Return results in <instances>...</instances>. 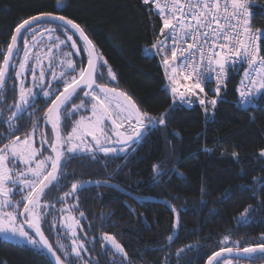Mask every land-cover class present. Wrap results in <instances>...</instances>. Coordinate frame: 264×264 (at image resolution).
<instances>
[{"label":"trees","instance_id":"1","mask_svg":"<svg viewBox=\"0 0 264 264\" xmlns=\"http://www.w3.org/2000/svg\"><path fill=\"white\" fill-rule=\"evenodd\" d=\"M63 3V9H58L53 7L55 0H0V52L6 51L18 23L41 11H53L78 23L107 61V66L100 69L103 78L98 77L97 83H107L128 93L142 110L154 117L159 118L169 109L172 99L160 60L157 55L145 53V49L164 39L160 35L161 22L150 5H144L142 0H63ZM250 11L253 27L264 29V0H252ZM33 28L38 44L32 48V56L41 55L46 80L51 78L53 70L57 73L63 70L59 61L64 53H73L71 59L77 64V72L70 75H77L79 68L85 67L86 53L76 54L68 42L53 48L50 69L49 60L43 57L48 55L49 47L65 39V34L52 22H41ZM47 28H55L56 32L45 33ZM32 35H27L29 42ZM68 35L78 49L82 47L76 35L71 32ZM19 47L15 65L23 56V40L19 41ZM261 54H264V41ZM2 61L3 55H0ZM108 67L116 74L114 81L108 78ZM244 67L233 71L227 90L221 93L223 99L215 109L207 105L209 114L199 104L178 106L165 126L133 145L135 152L109 158L99 154L97 162L90 159L81 162L82 158L77 157L65 163L59 183L46 190L42 197V203L51 207L46 208L41 223L65 264L76 260L74 254L64 257L60 251V242L71 249L70 230L62 226L68 223L69 215L80 220L77 239L87 248L81 256L88 264L95 261L120 264V254L113 255L110 247L102 250L104 233L115 236L132 264H205L207 256L219 251L221 246L234 247L233 241H239L241 249L264 242L261 239L264 183L259 179L264 178V158L260 157V150L264 149V97L244 109L235 105ZM15 71L16 68H11L6 96L0 99V147L8 142L11 131L3 123L10 114L8 106L18 99ZM30 71L29 68L26 72L27 78ZM54 87L62 90L63 84H54ZM79 102L80 97L72 101ZM50 103L40 92L22 119L14 121L19 126L14 135L24 137L30 133L33 122L39 127ZM86 113L81 111L63 119L62 135L66 136L74 122ZM233 152L238 155L233 157ZM154 164L161 169L158 180L154 179ZM89 180L106 181L107 185L118 187L88 184L82 191L66 196L71 193L73 183ZM226 190L230 195L222 199ZM26 195L27 192L14 191L11 199L19 201ZM249 206L255 209L250 213L252 222L238 224L237 217ZM65 207L70 210L61 213L59 210ZM171 208L179 211V227H174L175 214ZM5 210L12 211V208ZM17 211H22V205ZM80 212L84 213L83 217ZM225 236L229 242L221 245ZM231 260L264 264L261 255L250 260ZM0 264H47V259L38 255L37 250L5 239L0 233Z\"/></svg>","mask_w":264,"mask_h":264},{"label":"snow or ice","instance_id":"2","mask_svg":"<svg viewBox=\"0 0 264 264\" xmlns=\"http://www.w3.org/2000/svg\"><path fill=\"white\" fill-rule=\"evenodd\" d=\"M142 2L144 5L154 4L156 15L162 20L163 25L160 34L164 39L158 40L147 50L152 56L162 55L161 62L170 85L172 103L159 118L142 110L128 93L110 87L107 83H97L98 77L103 78L104 74L100 69L107 66V61L97 51L84 29L64 15H57L53 11H41L38 15L22 20L12 32L6 51L0 52V55H3V61L0 63V99L6 96V81L11 78L10 68H16L15 78L19 81L18 99L8 106L10 114L3 121L11 131L7 135L8 142L0 147V233L5 239L19 237L33 246L38 255L46 257L47 264H65V260L57 254V250L53 248L42 230L41 223L45 210L51 207L42 203V197L46 190L59 183L67 161L81 157V162L83 159L97 162L99 154L109 158L116 153L135 152L134 144H140L152 131L165 126L166 120L171 118V113L178 106L190 105L194 97L198 98L205 114H209L207 105L211 104L213 110L215 109L218 102L223 99L221 93L227 90V82L233 71L245 64L247 67L243 68V78L240 81L242 87L237 89V102L242 106H254L261 97H264V54H261L264 29L254 28L252 25L253 13L250 11L252 0H142ZM53 7L63 9V0H55ZM57 21L60 22L58 27L65 34V39L49 47L48 55L43 57L49 60V68L51 69L53 48L58 49L68 42H71L68 44L69 47L76 49V54L81 51L87 54V67H80L77 75H70L77 72V64L71 59L73 53H64V59L59 61L63 70L59 73L53 70L51 78L46 80L41 55L32 56V48L36 46L34 34L36 30L33 25ZM54 32L55 28L45 29V33ZM69 32L73 35L78 34L79 40L82 41L81 48H77L72 36L68 35ZM29 33H33L32 42L27 39ZM21 40L23 57L19 64L15 65L12 58L14 53L18 54L21 51L19 47ZM31 59L35 60V64L31 66L33 83L31 86H25L23 78L29 71ZM37 66L41 67L38 75ZM107 74L110 80L116 79L111 67H108ZM181 81L185 83L182 84ZM213 81L215 82V88L212 89L213 97L210 100L200 98L201 94L207 96L206 86ZM61 83L62 90L54 87V84ZM40 92L46 100H51L44 114V121L51 124L54 136L51 142L46 137L40 140L41 148L46 144L52 153L43 159L38 158V153L40 155L43 153L41 148L33 146L31 133L24 137L14 135V132L19 130L14 121L22 119ZM77 97H80V102L73 104V99ZM70 104L71 109H68ZM81 111H88L90 115H81L74 122L71 131L66 136L62 135V120ZM32 127L35 131L38 124L33 122ZM237 155L236 152L232 153L233 157ZM260 157L264 158V149L260 150ZM152 168L154 179L158 180L161 169L155 164ZM259 179L264 183V178ZM88 184L118 187L107 185L106 181L76 182L71 186V193H67L66 196L82 191ZM14 191L27 192V195L19 201L12 200L11 194ZM201 191L205 189L202 187ZM229 195L230 191L226 190L222 199ZM21 205L22 211H17ZM6 208H12V211H5ZM69 210L65 207L59 211L64 213ZM171 210L175 214L174 227H179V211L175 208ZM253 211L255 209L252 206L245 208L237 217L238 224L247 225L252 222L250 213ZM79 215L83 217L84 213L80 212ZM20 216L24 219L18 224ZM67 220L70 222L62 226L70 230L72 245L69 251L60 242V251L64 257L74 254L76 260L69 261L68 264L77 262L88 264L81 256L82 251H87V248L83 241L77 239L76 228L80 227V220L71 215ZM52 227H55V224ZM168 239L171 240L172 237L169 236ZM261 239L264 240V235ZM101 240L104 242L103 251L110 247L113 255H121L120 264H132L123 245L114 235L104 233ZM228 242L229 237L225 236L220 244L227 245ZM232 243L234 247L221 246L219 251L207 256L206 264H221L222 261L223 264H232L230 257L252 258L256 254L264 257V242L242 249L239 247V241ZM178 251L182 252L183 249ZM94 264H99V261H95Z\"/></svg>","mask_w":264,"mask_h":264},{"label":"flooded vegetation","instance_id":"3","mask_svg":"<svg viewBox=\"0 0 264 264\" xmlns=\"http://www.w3.org/2000/svg\"><path fill=\"white\" fill-rule=\"evenodd\" d=\"M37 91H39V90H37ZM34 104H35V102L33 103V105ZM89 106H90V103H89ZM40 124L41 125L39 127H37L35 129V131H33V129H32V131L30 132L33 136L34 147H36V148H41V144H40L41 139L46 137L47 140L49 142H51L53 140V137H54L52 130H51V124L50 123H45V121H42V122H40ZM41 133H43V136H41ZM44 149H47V150L45 151ZM41 151L43 153V155H41L42 158H44L48 155H52L51 149L48 148V146L46 144L43 146V148H41ZM19 220H20V217H19ZM19 222H21V220Z\"/></svg>","mask_w":264,"mask_h":264},{"label":"rangeland","instance_id":"4","mask_svg":"<svg viewBox=\"0 0 264 264\" xmlns=\"http://www.w3.org/2000/svg\"><path fill=\"white\" fill-rule=\"evenodd\" d=\"M161 40H163V39H161ZM37 40H35V45L37 46ZM36 46H34V47H36ZM148 49H150V48H147V49H145V53H147V54H149L148 53ZM158 56V58H159V60H160V63H161V65H162V68H163V70H164V73H165V69H164V66H163V64H162V55H157ZM23 57V56H22ZM21 57V58H22ZM63 59H64V56H63ZM19 64V62L16 64V65H18ZM35 64V61H33V63H32V61H29V68L31 69V66L32 65H34ZM43 66V65H42ZM40 70H41V67L40 66H37L36 67V72H37V75L39 74V72H40ZM24 79V84H25V86H31L32 85V83H33V81H32V76H31V71L29 72V77L27 78V76H26V73H25V77L23 78ZM27 80H28V82L29 83H27ZM15 81H16V84H17V89H18V86H19V81L18 80H16V78H15ZM168 86V85H167ZM168 88H169V86H168ZM170 89V88H169ZM35 91H37L38 89H34ZM89 108H90V106H89ZM90 113V112H89ZM89 113H86V114H84V116H88V115H90ZM32 139H33V136H32ZM33 146H34V144H33ZM116 154H124V153H116ZM38 158L39 159H43L42 158V156L38 153ZM21 167H23L22 165H21ZM11 185H9V187H10ZM19 192V191H18ZM6 211V210H5ZM70 221H68V223H69ZM18 223V222H17ZM19 224V223H18ZM11 240L12 241H14V242H16V243H19V244H24V245H27V246H29V247H31V248H33V246H31V245H28L26 242H24V241H22L19 237H16V238H11ZM34 249V248H33ZM221 264H223V261L221 262ZM232 264H250V263H247V262H239V263H235L234 261H232Z\"/></svg>","mask_w":264,"mask_h":264},{"label":"built area","instance_id":"5","mask_svg":"<svg viewBox=\"0 0 264 264\" xmlns=\"http://www.w3.org/2000/svg\"><path fill=\"white\" fill-rule=\"evenodd\" d=\"M150 5V7H151V9L153 10V13H154V15L160 20V22H161V27L163 26L162 25V20L156 15V12H155V8H154V4H149ZM255 28V27H254ZM161 35V34H160ZM162 37H164L163 35H162ZM171 41H169V43H170ZM188 42H191V41H188ZM185 47H186V44L184 45ZM169 55H170V52H169ZM245 67H247V65L245 64L244 65ZM182 82V81H181ZM215 88V82L213 81L212 83H209V84H207V86H206V92H207V96H208V98H209V100L213 97V95H214V93H213V91H212V89H214ZM237 100H238V98H237ZM237 100H236V102H235V105L237 106V107H239V108H242V109H244L246 106H242L241 104H239L238 102H237ZM195 104H198V102L196 101V99H193V102L189 105V104H184V106H186V107H191V106H193V105H195Z\"/></svg>","mask_w":264,"mask_h":264},{"label":"water","instance_id":"6","mask_svg":"<svg viewBox=\"0 0 264 264\" xmlns=\"http://www.w3.org/2000/svg\"><path fill=\"white\" fill-rule=\"evenodd\" d=\"M52 23H55V24H57V25H59L60 24V22L59 21H57V22H52ZM15 30V29H14ZM77 37H78V34H75ZM79 39V38H78ZM81 43H82V41H80ZM15 56H16V53H14V55H13V58H12V62L14 61V58H15ZM86 56H87V54H86ZM85 67H87V60H86V64H85ZM10 70H11V68L9 69V73H10ZM53 139H54V137H53ZM24 218L22 217V216H20V220L22 221ZM26 230H28L27 228H26ZM258 255H260V254H256V256H258ZM255 257V256H254ZM254 257H252V258H254ZM49 259H50V257H48ZM252 258H235V257H230V259H237V260H250V259H252ZM206 262H207V260H206ZM206 262H205V264H206Z\"/></svg>","mask_w":264,"mask_h":264},{"label":"crops","instance_id":"7","mask_svg":"<svg viewBox=\"0 0 264 264\" xmlns=\"http://www.w3.org/2000/svg\"><path fill=\"white\" fill-rule=\"evenodd\" d=\"M165 74V73H164ZM165 78H166V76H165ZM182 84L183 83H185V81H182L181 82ZM166 84L169 86V88H170V85H169V82H168V80H167V78H166ZM200 98H204V99H206V100H209V98H208V96H203V94H201V97ZM193 99H196V101L198 102V104H199V100H198V98H193ZM200 105V104H199Z\"/></svg>","mask_w":264,"mask_h":264}]
</instances>
